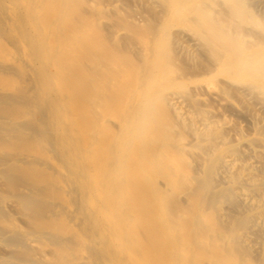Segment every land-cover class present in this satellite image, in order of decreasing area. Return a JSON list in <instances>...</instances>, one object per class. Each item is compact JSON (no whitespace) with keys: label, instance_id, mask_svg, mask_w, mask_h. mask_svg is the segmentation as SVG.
I'll return each instance as SVG.
<instances>
[{"label":"bare ground","instance_id":"1","mask_svg":"<svg viewBox=\"0 0 264 264\" xmlns=\"http://www.w3.org/2000/svg\"><path fill=\"white\" fill-rule=\"evenodd\" d=\"M178 57L263 146L264 0H0V264H264V190Z\"/></svg>","mask_w":264,"mask_h":264},{"label":"rangeland","instance_id":"2","mask_svg":"<svg viewBox=\"0 0 264 264\" xmlns=\"http://www.w3.org/2000/svg\"><path fill=\"white\" fill-rule=\"evenodd\" d=\"M175 65L178 74L177 77H182L186 80L187 87L190 91L197 89L196 96L198 97L195 102L196 113L211 120L214 131L224 139L223 149L227 152L236 154V157L244 164L246 170L252 174L257 185L264 190V145L262 146L259 142L258 135L253 133L243 114L234 107L233 102L224 95L222 89L219 90L218 88V90L213 89L210 91L207 89V81L197 79L203 71L200 63L178 57L176 58ZM120 66H123L125 70L117 68L118 71H122L127 76L128 73H131V78L133 80L141 78L144 74L143 71H145L143 69L144 62L135 58L129 61L128 66L125 63L118 65V67ZM94 76H97V81ZM103 76V72L98 73V75H90V77L95 80L94 84L91 83L93 90L99 91L100 84L98 82L102 83ZM88 87L86 86V88ZM105 88L108 90V87ZM99 95L104 98L106 97V100H108L107 106L115 109L117 116L114 121L119 125L120 115L123 113L122 107H124L125 104V101L122 100V98L124 99L123 94L117 93L113 97L110 96V98H107V96L102 93ZM86 104H84V106H86ZM107 128H110L113 132L115 131L109 124H107ZM117 131L118 130H116L115 133H117ZM141 184L142 182L140 183V181L137 180V185L142 187ZM148 209L153 217L158 214V208L155 204L149 203ZM155 227L157 228L156 225Z\"/></svg>","mask_w":264,"mask_h":264}]
</instances>
